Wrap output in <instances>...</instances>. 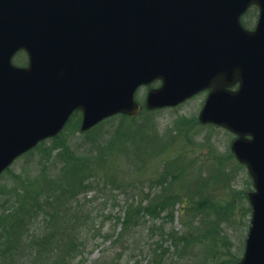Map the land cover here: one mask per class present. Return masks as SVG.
Instances as JSON below:
<instances>
[{"label": "water", "instance_id": "water-1", "mask_svg": "<svg viewBox=\"0 0 264 264\" xmlns=\"http://www.w3.org/2000/svg\"><path fill=\"white\" fill-rule=\"evenodd\" d=\"M19 49L26 66L11 62ZM155 79L147 109L210 88L198 120L237 134L231 150L253 180L237 264H264V0H0V173L75 110L81 131L134 116L137 88Z\"/></svg>", "mask_w": 264, "mask_h": 264}, {"label": "rangeland", "instance_id": "rangeland-1", "mask_svg": "<svg viewBox=\"0 0 264 264\" xmlns=\"http://www.w3.org/2000/svg\"><path fill=\"white\" fill-rule=\"evenodd\" d=\"M12 60L22 64L25 56L18 52ZM158 83L155 81L150 85L154 87ZM148 86H142L136 92V100L140 104L144 102ZM206 94L207 91H202L173 107L153 111L143 107L133 121H124L125 127L136 132L134 145L121 157L126 159L115 165L113 172H109L110 176L97 173L87 191L61 204V208H70V223H75L72 231L75 248L71 254L63 255V260L58 261L57 256L63 253L61 239L66 240L63 235L36 259L28 237L15 248L20 255L16 264H237L243 254L250 223L247 192L252 190V180L246 167L231 153L233 134L218 126L203 125L197 119ZM119 119L116 116L109 124L119 123ZM79 121L80 114L76 112L66 128L60 131L56 142L44 140L43 144L16 158L1 174L0 218L5 215V209L20 203L19 193L28 184L27 176L36 178L42 172L48 177L58 170L62 162L59 154L53 151L47 155L43 149L59 142L71 146L75 143L77 145L73 148L80 153L89 145L96 144L94 135L86 131V135L91 136L88 144L85 133L79 131ZM111 125L104 132L105 136L111 132ZM138 129L145 131V135L137 133ZM154 140L160 142L156 150H152ZM61 157L65 156L62 154ZM45 167L48 168L47 173L44 172ZM174 174H180L176 181L170 177ZM160 176L166 177L167 189L159 185ZM40 188L44 193L47 185L44 183ZM183 196L196 201L208 197L214 207L201 212L196 204V213L190 211L185 215L182 211L185 209ZM159 197H163L161 200L165 202L155 200ZM173 201L178 202L170 205ZM125 203H134L130 208L136 210L134 214L137 216L131 219L130 225L123 227ZM147 203L151 206L160 203L159 211H151L152 208L150 211L155 214L148 213L149 209L143 211ZM43 209H39L37 213L40 216L32 220L38 226L35 232L41 227L47 230L49 226L43 220ZM187 229L196 235L195 245L186 248L175 246L168 233L172 230L183 233ZM22 232L29 236L25 229ZM67 232L71 233L70 230ZM196 243L200 245L196 246ZM215 247H219L218 256L211 258Z\"/></svg>", "mask_w": 264, "mask_h": 264}, {"label": "trees", "instance_id": "trees-1", "mask_svg": "<svg viewBox=\"0 0 264 264\" xmlns=\"http://www.w3.org/2000/svg\"><path fill=\"white\" fill-rule=\"evenodd\" d=\"M141 113V112H140ZM139 113V114H140ZM138 116V115H137ZM115 117V116H114ZM114 117L107 118L106 120H103L101 123L97 124L96 126L92 127L91 129L87 130L90 135H94L95 143L94 146L86 147V149H82L80 153H77L76 149L73 148L77 144L67 145L64 142H59L54 144L53 146H49L47 149H43L45 154L51 155L53 151H56L57 154H59V157L62 159L61 165L58 167V170L53 174L55 175L54 183L49 184L45 183L47 185V189L43 193L42 201L38 200V197H33V195L29 194V192H26V189H21L19 193V200L20 203L10 208L9 210L5 209L4 214L0 218V222L4 223L6 226L0 225V250L2 251L4 246V252H14L16 251V246L13 245L11 240H8L11 234L14 232V230H17L21 228L26 221L29 220V216L36 214L39 209H43V216H47V223L50 224V230L53 233V227H57L58 229H61L62 236H65V239L63 240V253L61 252L60 255L57 256L58 261L63 260V255H69L71 254V251L75 248L74 245V234L73 230H75V223H70L72 219L69 218V207L61 208V204L66 203L71 198L77 196L82 191H87L92 185V179L97 178L96 174H105V176H110L109 172H113L115 169V165L121 161V158L124 157V155L127 154L128 150L134 145L136 132L132 130L130 127H125L124 121L130 120L133 121L136 117H127L125 115H119V123L112 124L109 122L113 121ZM106 123V124H105ZM108 124V125H107ZM112 124V125H111ZM68 123L66 124V126ZM110 125L113 127L110 133H107L106 136L104 132H107L110 128ZM65 126V128H66ZM109 126V127H107ZM64 128V129H65ZM87 134L86 131L82 132V134ZM137 133L141 134L142 136L145 135V131L142 129H138ZM60 136V133L57 134L55 137L51 138V143L56 142L58 137ZM86 138L89 140L88 144L91 142V136L86 135ZM45 141L40 142V144H43ZM152 150H156L160 146V142L157 140H154L152 143ZM63 153H67L68 156L61 157ZM58 157V158H59ZM48 168L45 167L44 172L47 173ZM99 174V175H100ZM160 175H164V171L160 172ZM169 175V174H166ZM159 178V185L167 189V180L166 177ZM51 175H48V178H50ZM171 179L180 178V174H174L170 176ZM28 178V177H27ZM46 176H43L42 172H39L37 174L36 180L34 182L37 183V181L48 180ZM115 180V179H114ZM164 182V183H163ZM64 183L65 186H63V189L61 191L60 195L54 196L53 190L55 189L54 186L61 185ZM122 186V184H121ZM27 187V186H26ZM62 188V186H60ZM161 196L164 197V194ZM159 197L155 199L158 202L164 201V199L161 200ZM184 197V196H183ZM208 197H203L196 200H192L190 197H184L185 202V209L182 210L185 215H187L190 211H193V213H196V204L198 205V210L203 212L209 209L210 207H214V204L211 202V200L207 199ZM169 199H167V202ZM165 202V201H164ZM174 203H170V205H174L178 201H173ZM205 205H203V203ZM56 203V204H54ZM153 203V202H152ZM60 205V206H59ZM134 203H125V215H123L122 218V225L123 227H126L127 225H130L132 223L131 219L135 218L137 215L134 213L136 210L134 208H130V206H133ZM157 206V209H156ZM156 206H151V203H147L145 207H143V211H146V209H149L150 214H155V212L151 211H159L160 209V203ZM150 208L151 211H150ZM135 211V212H134ZM171 217L173 218V214L171 213ZM2 227V228H1ZM194 228V227H193ZM70 230L71 233H68L67 231ZM210 229L208 233L211 231ZM4 231H11L9 235H4ZM218 235L217 232H214ZM170 236V240L175 246L186 248L187 246L192 247L195 245L196 242V235L194 236L192 232L187 229L183 233H179L177 230H172L170 233H168ZM213 234V233H212ZM5 240H8V244L4 245ZM60 240V241H61ZM59 241V242H60ZM222 242V241H221ZM34 247H31L33 250V257L38 259L42 254H45L48 250L46 249L47 242L40 241V240H33ZM200 244L196 243V246H199ZM212 242V247H213ZM52 248V246L50 247ZM216 248V247H215ZM219 247L214 249V251L210 254V257L213 256L217 257L219 251ZM48 256V254H47ZM47 258V257H46ZM0 264H5L0 259Z\"/></svg>", "mask_w": 264, "mask_h": 264}, {"label": "bare ground", "instance_id": "bare-ground-1", "mask_svg": "<svg viewBox=\"0 0 264 264\" xmlns=\"http://www.w3.org/2000/svg\"><path fill=\"white\" fill-rule=\"evenodd\" d=\"M64 156H68L67 153H63ZM13 163V162H12ZM11 163V164H12ZM9 168L5 169L3 172L7 171ZM2 172V173H3ZM29 178V180H27V187L25 188L26 189V192H29V194L33 195V197H38V199L40 198V196L42 195L41 193V188L40 186L44 183H49V184H53L54 183V178H55V175H51L50 178H48V180L46 181V179H44L43 181L40 180V181H37L34 182V180H36V178L34 176H27ZM62 186V188L60 187ZM63 186L64 183H62L61 185H57V186H54V190H53V194L54 196L57 195H60L61 194V191L63 189ZM40 201V199H39ZM40 216V214L37 213L36 214H33V215H30L28 218L29 220L26 221L24 223V229L27 233H29V236H25V232H22L24 231L23 229V226L17 230H15V232H13L11 234V236L9 237L8 240H11L10 242L13 243V245H15L16 247L21 244V242H25L26 239H28L29 237V242H30V245L31 247H34V243H33V240H40V241H45L47 242V246H46V249L45 250H49L50 247L52 246L53 242H55L57 240V238H61L62 236V233H61V229H58L57 227H53V233L51 232L50 230V224L49 226H47V230H45L44 228L41 227V229H39L38 232H35L38 228V226L32 221V220H35L37 219L38 217ZM47 216H43V220H45V222H47ZM11 233V231H4L3 234L4 235H9ZM8 240H5V243L4 245L8 244ZM4 246H3V249L2 251L0 250V259L5 263V264H16V260L17 259H20V255L17 254L16 251L14 252H4ZM16 250V249H15Z\"/></svg>", "mask_w": 264, "mask_h": 264}, {"label": "flooded vegetation", "instance_id": "flooded-vegetation-1", "mask_svg": "<svg viewBox=\"0 0 264 264\" xmlns=\"http://www.w3.org/2000/svg\"><path fill=\"white\" fill-rule=\"evenodd\" d=\"M251 12V14H249ZM260 10L257 5H251L247 8V10L242 14L241 20L244 24L248 25L247 28H254L258 18H259Z\"/></svg>", "mask_w": 264, "mask_h": 264}]
</instances>
